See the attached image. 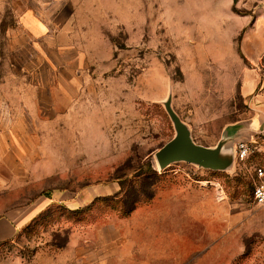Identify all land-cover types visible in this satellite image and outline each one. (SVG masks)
<instances>
[{
  "label": "rangeland",
  "instance_id": "1",
  "mask_svg": "<svg viewBox=\"0 0 264 264\" xmlns=\"http://www.w3.org/2000/svg\"><path fill=\"white\" fill-rule=\"evenodd\" d=\"M121 1L136 7L106 21L73 101L32 90L49 79L45 63L33 72L29 39L18 51L15 18L0 12V86L22 63L27 73L24 100L0 88V213H41L0 260L264 264V207L250 201L264 153L225 170L160 169L154 156L175 134L168 97L208 147L264 109V0Z\"/></svg>",
  "mask_w": 264,
  "mask_h": 264
},
{
  "label": "crops",
  "instance_id": "2",
  "mask_svg": "<svg viewBox=\"0 0 264 264\" xmlns=\"http://www.w3.org/2000/svg\"><path fill=\"white\" fill-rule=\"evenodd\" d=\"M134 7L123 6L121 0H0V12L11 11L15 18L19 37L16 41L18 51L20 43H24L27 37L36 61L40 62L33 72L42 62L45 63L49 79L44 84L31 83L32 90L45 91L52 100L68 101L75 100L79 95L80 77L91 66L98 67L100 63L96 45L106 43V21L120 19L122 11L131 12ZM2 19L0 14V26ZM17 55L19 60V52ZM26 74L22 63L17 69L15 80L1 84L0 88L10 90L16 93L17 99L24 100L27 91ZM1 96V107L5 105L8 108L7 97L5 99ZM2 120L1 117L0 121ZM251 129L264 133V121L257 117L249 126L242 125L236 130H240L241 135H246ZM3 134L4 129L0 131L1 139L4 138ZM261 139L264 140V136ZM260 153H264V144L261 145ZM36 210L30 211L17 221L0 213V254L15 236L24 232L27 224L35 222L40 213V210ZM0 264L11 263L0 260ZM41 264L54 263L51 261Z\"/></svg>",
  "mask_w": 264,
  "mask_h": 264
},
{
  "label": "water",
  "instance_id": "3",
  "mask_svg": "<svg viewBox=\"0 0 264 264\" xmlns=\"http://www.w3.org/2000/svg\"><path fill=\"white\" fill-rule=\"evenodd\" d=\"M164 109L168 114L175 134L160 147L154 154L157 165L160 169H165L174 162H186L210 170H225L233 163L235 158L236 144L239 142L255 143L256 137L264 136L261 130H249L246 135H241L239 126H249L254 118H261L264 121V109H259L258 116H255L244 124L240 122L233 128L228 129L224 139L219 141L215 146L208 147L196 143L190 135L187 125L180 119L171 106V98L168 97L163 103Z\"/></svg>",
  "mask_w": 264,
  "mask_h": 264
},
{
  "label": "built area",
  "instance_id": "4",
  "mask_svg": "<svg viewBox=\"0 0 264 264\" xmlns=\"http://www.w3.org/2000/svg\"><path fill=\"white\" fill-rule=\"evenodd\" d=\"M255 143L239 142L235 148V158L240 163L250 161L261 152V145L264 140L256 137ZM251 198L252 205L264 207V167L259 164H253L250 168Z\"/></svg>",
  "mask_w": 264,
  "mask_h": 264
},
{
  "label": "trees",
  "instance_id": "5",
  "mask_svg": "<svg viewBox=\"0 0 264 264\" xmlns=\"http://www.w3.org/2000/svg\"><path fill=\"white\" fill-rule=\"evenodd\" d=\"M232 2H233V4H235V3L237 2V0H232ZM48 197H50V195H49ZM87 207H88V206H85L84 208H78V209H75V210H70V212H72V213H77V212H79V211H84V210L87 209ZM40 214H41V213H40Z\"/></svg>",
  "mask_w": 264,
  "mask_h": 264
}]
</instances>
